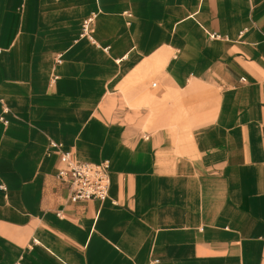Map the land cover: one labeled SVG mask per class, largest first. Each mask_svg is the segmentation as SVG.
<instances>
[{"label": "crops", "instance_id": "1", "mask_svg": "<svg viewBox=\"0 0 264 264\" xmlns=\"http://www.w3.org/2000/svg\"><path fill=\"white\" fill-rule=\"evenodd\" d=\"M0 264H264V0H0Z\"/></svg>", "mask_w": 264, "mask_h": 264}, {"label": "built area", "instance_id": "2", "mask_svg": "<svg viewBox=\"0 0 264 264\" xmlns=\"http://www.w3.org/2000/svg\"><path fill=\"white\" fill-rule=\"evenodd\" d=\"M92 20L93 18L91 17L84 22L83 35L90 37L92 32L90 23ZM211 36L219 37L215 33ZM1 119L4 120L3 117ZM59 147L58 143L50 142V148L59 149ZM61 156L67 163V170H61L59 177L68 181L71 201L76 202L87 199L105 201L109 198L111 178L108 160L100 163L82 162L73 159L70 152H61Z\"/></svg>", "mask_w": 264, "mask_h": 264}]
</instances>
